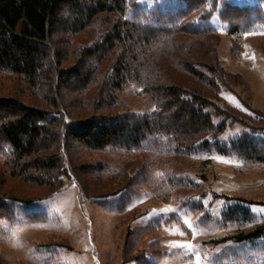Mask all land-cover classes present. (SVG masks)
Segmentation results:
<instances>
[{"label": "trees", "instance_id": "trees-1", "mask_svg": "<svg viewBox=\"0 0 264 264\" xmlns=\"http://www.w3.org/2000/svg\"><path fill=\"white\" fill-rule=\"evenodd\" d=\"M216 13L230 35L264 21L259 5L230 1L219 8L217 0L153 7L139 0H0V73L24 81L35 96L0 88V155L9 176L38 195L21 198L0 179V217L14 220L15 202L46 199L62 191L66 179L77 182L82 197L122 193L121 206L128 205L148 183L146 164L160 157L167 170L159 195L202 212V225L250 224L214 241H233L228 257L264 252V219L250 207L264 202L216 194L236 200L217 221L205 209L207 178L185 169L196 153L236 157L243 170L264 164V112L252 105L242 74L223 64L221 34L211 24ZM238 47H232L235 56ZM225 91L237 93L242 108L228 104ZM236 124L243 131L224 138ZM83 151L104 157L88 160ZM111 154L122 162L106 160ZM127 154H145L146 164H125ZM157 228L128 231L124 251L131 262L153 264L145 252H132ZM161 254V248L151 253L154 259Z\"/></svg>", "mask_w": 264, "mask_h": 264}, {"label": "rangeland", "instance_id": "rangeland-1", "mask_svg": "<svg viewBox=\"0 0 264 264\" xmlns=\"http://www.w3.org/2000/svg\"><path fill=\"white\" fill-rule=\"evenodd\" d=\"M170 0H139L144 7L166 5ZM214 0H210L212 4ZM216 1V0H215ZM218 7L232 2L239 5H259L264 16V0H217ZM211 24L221 34L219 54L224 66L242 74L249 84L253 97L252 105L264 112V21L256 23L249 30L236 35L228 33V25L218 18V13ZM237 43L238 56L233 55V45ZM0 88L4 93L21 94L33 98L24 81H15L13 76L0 73ZM238 87L237 93L243 94ZM225 91L224 100L233 106L242 108L238 94ZM243 131L240 124L229 128L224 138ZM88 160L102 159V153L84 152ZM106 160L111 163L122 162L111 154ZM125 164L140 168L146 164L145 154H127L122 159ZM5 158L0 155V179L3 188L21 198H31L29 190L33 186L12 178L8 174ZM241 161L236 157L217 152L196 153L185 167L195 175L204 174L208 180V195L205 209L217 221L221 219L228 206L236 200H228L219 195L233 198L245 197L264 202V164L254 168H239ZM165 159L155 157L146 164L148 183L138 190L134 199L125 206L122 193L108 197L85 198L79 194V187L74 179H66V187L43 200L33 203L15 202L14 220L0 217V262L3 264H137L131 262L130 254H125L124 245L131 228L145 227L151 223L156 227L145 232L133 250L145 252L147 262L153 264H264V252L248 250L237 259L229 249L234 247L232 240L220 244L215 240L242 231L247 226L237 224L202 225L201 213L180 208L176 199H166L165 193L159 195L165 187ZM18 193V194H17ZM42 192L39 194V196ZM173 196V195H172ZM217 197V199H215ZM251 210L258 221L264 219V204L252 203ZM42 215L31 219L29 215ZM176 215L177 219L168 220ZM168 220V221H167ZM161 222V223H160ZM59 243V244H58ZM55 244V245H54ZM61 246H57V245ZM164 251L158 259L151 255L157 249Z\"/></svg>", "mask_w": 264, "mask_h": 264}, {"label": "snow or ice", "instance_id": "snow-or-ice-1", "mask_svg": "<svg viewBox=\"0 0 264 264\" xmlns=\"http://www.w3.org/2000/svg\"><path fill=\"white\" fill-rule=\"evenodd\" d=\"M197 264H198V262H197Z\"/></svg>", "mask_w": 264, "mask_h": 264}]
</instances>
